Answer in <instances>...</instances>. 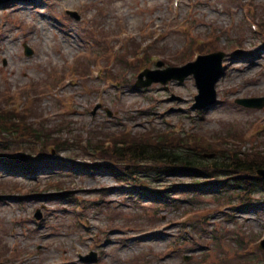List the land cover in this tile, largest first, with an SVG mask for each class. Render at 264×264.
Returning a JSON list of instances; mask_svg holds the SVG:
<instances>
[{
	"label": "rangeland",
	"instance_id": "obj_1",
	"mask_svg": "<svg viewBox=\"0 0 264 264\" xmlns=\"http://www.w3.org/2000/svg\"><path fill=\"white\" fill-rule=\"evenodd\" d=\"M176 1L0 2V110L14 112L6 105L16 97L29 122L71 145L43 159L33 142L0 144V264H264V193L254 177L242 184L212 165L208 178L180 167L172 176L162 165L100 157L123 147L125 134L144 142L153 133L264 157V108L236 103L264 98V0ZM217 51L226 54L218 102L194 111L196 82L176 80L175 70ZM143 53L142 65L163 72L152 78L172 77L167 84L136 86ZM17 149L35 169L4 160ZM93 251L97 262L79 258Z\"/></svg>",
	"mask_w": 264,
	"mask_h": 264
},
{
	"label": "trees",
	"instance_id": "obj_2",
	"mask_svg": "<svg viewBox=\"0 0 264 264\" xmlns=\"http://www.w3.org/2000/svg\"><path fill=\"white\" fill-rule=\"evenodd\" d=\"M46 129L44 125L37 126V124L29 122L25 113H19L17 111L11 112L5 109L0 110L1 151L10 149L6 144L7 142L13 141L11 138L17 140V142L21 144L33 142L41 145V149H43L41 152L39 149L38 153L42 154L41 156H43V159H48L45 157H50L52 153V151L49 150L51 148H45L47 145L54 146L58 151L71 147L67 140L61 141V139H54L48 133L53 131L48 130V127H46ZM54 131L56 132L58 130L54 129ZM154 134L155 133L149 134L151 138H147L148 141L146 140L144 142H137L130 136L131 134H125L127 138L123 141L120 140V144H122L123 147L114 144L115 146H112L110 150L106 149L103 151L100 157L109 159L114 158L112 154L115 153L118 158H123L127 161L149 164L154 167L162 165L164 168L159 173H166L165 169H169L170 172H173V174H171L172 176L177 175V171L173 168L180 167L179 170L181 174H188L194 178H208L210 174H215L209 172L207 169L208 166L212 165L214 170L224 168L226 172H233V174L239 175L236 176L235 179H237V181L240 180V182L243 181L242 184L245 183L243 179L250 180L254 177V181L249 182L255 184V189L264 192V180L255 176L258 170L264 169V157L261 156L263 153L253 152V149H251L250 152L242 151L241 148L235 150L238 146L231 147L228 152L225 148L221 149L218 145L198 141V138L194 136L193 138L184 139V137L180 136H157ZM207 151L224 154L226 160L219 161L206 158L205 152ZM207 162L208 164L205 166ZM28 169L35 168L29 167Z\"/></svg>",
	"mask_w": 264,
	"mask_h": 264
},
{
	"label": "water",
	"instance_id": "obj_3",
	"mask_svg": "<svg viewBox=\"0 0 264 264\" xmlns=\"http://www.w3.org/2000/svg\"><path fill=\"white\" fill-rule=\"evenodd\" d=\"M79 19L76 13H72ZM27 55H32V50L28 47L26 48ZM225 54L222 52L211 54L208 56L201 57L200 60L196 63H190L182 69H176L175 71L182 72V74H177L175 77L176 80L184 82L187 77L193 75L196 79L198 89L200 94L196 97V103L193 106V109H206L214 106L217 102L218 94L216 91V84L221 77L223 72V58ZM162 65V63L160 64ZM172 70V69H171ZM173 72V71H170ZM158 72H155V74ZM153 72L147 71L145 74L141 75L140 81L137 83L139 87L150 86L152 82L160 80L161 83L167 84L172 77L159 79L152 78L151 75ZM148 76L147 81H143L142 78ZM238 104L248 107V108H264V98H250V99H238L236 101ZM258 174L264 178V170L258 171ZM40 217V215H37ZM264 248V241L261 243Z\"/></svg>",
	"mask_w": 264,
	"mask_h": 264
},
{
	"label": "bare ground",
	"instance_id": "obj_4",
	"mask_svg": "<svg viewBox=\"0 0 264 264\" xmlns=\"http://www.w3.org/2000/svg\"><path fill=\"white\" fill-rule=\"evenodd\" d=\"M29 8H34V7H29ZM44 30H45V28H44ZM52 31H53L52 28H49V32L52 33Z\"/></svg>",
	"mask_w": 264,
	"mask_h": 264
}]
</instances>
